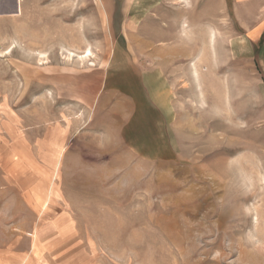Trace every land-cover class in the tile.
<instances>
[{"label":"rangeland","instance_id":"1","mask_svg":"<svg viewBox=\"0 0 264 264\" xmlns=\"http://www.w3.org/2000/svg\"><path fill=\"white\" fill-rule=\"evenodd\" d=\"M0 232L6 264H264V0H0Z\"/></svg>","mask_w":264,"mask_h":264},{"label":"bare ground","instance_id":"2","mask_svg":"<svg viewBox=\"0 0 264 264\" xmlns=\"http://www.w3.org/2000/svg\"><path fill=\"white\" fill-rule=\"evenodd\" d=\"M5 219V218H4ZM5 230V229H4ZM9 231V230H8ZM3 234V233H2ZM4 235V234H3ZM6 235V234H5ZM11 235V234H10ZM2 235H1V232H0V241L2 239ZM6 237V236H5ZM9 237V236H7ZM3 240H6V239H3ZM9 240V239H8ZM8 242V241H7ZM1 246V245H0ZM2 258H0V264H6V262L8 261V256L5 254V253H2Z\"/></svg>","mask_w":264,"mask_h":264},{"label":"water","instance_id":"3","mask_svg":"<svg viewBox=\"0 0 264 264\" xmlns=\"http://www.w3.org/2000/svg\"><path fill=\"white\" fill-rule=\"evenodd\" d=\"M19 11V7H18V5L16 4V12H18Z\"/></svg>","mask_w":264,"mask_h":264}]
</instances>
